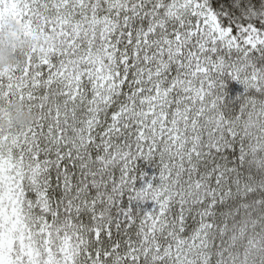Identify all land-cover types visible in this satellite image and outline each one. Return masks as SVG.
Listing matches in <instances>:
<instances>
[{
  "label": "snow or ice",
  "instance_id": "obj_1",
  "mask_svg": "<svg viewBox=\"0 0 264 264\" xmlns=\"http://www.w3.org/2000/svg\"><path fill=\"white\" fill-rule=\"evenodd\" d=\"M7 21L31 43L0 116L36 119L0 127V264H264V0H0Z\"/></svg>",
  "mask_w": 264,
  "mask_h": 264
},
{
  "label": "clouds",
  "instance_id": "obj_2",
  "mask_svg": "<svg viewBox=\"0 0 264 264\" xmlns=\"http://www.w3.org/2000/svg\"><path fill=\"white\" fill-rule=\"evenodd\" d=\"M30 38L21 35V28L13 21H7L0 31V69L14 66L20 58L19 53L27 50ZM6 115L0 116V127L26 128L36 119V114L18 102L4 108Z\"/></svg>",
  "mask_w": 264,
  "mask_h": 264
},
{
  "label": "trees",
  "instance_id": "obj_3",
  "mask_svg": "<svg viewBox=\"0 0 264 264\" xmlns=\"http://www.w3.org/2000/svg\"><path fill=\"white\" fill-rule=\"evenodd\" d=\"M243 86L239 85L237 82L235 81H231L230 82V87H229V94L231 96H238V95H243ZM137 166L139 168H142L145 170L146 175L147 176H151L155 174V170L153 168V166L151 165L150 162H145L142 160H138L137 161Z\"/></svg>",
  "mask_w": 264,
  "mask_h": 264
}]
</instances>
